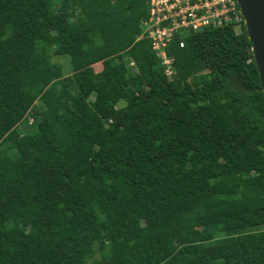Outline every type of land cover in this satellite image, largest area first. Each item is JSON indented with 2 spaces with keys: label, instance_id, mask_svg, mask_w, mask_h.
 <instances>
[{
  "label": "trees",
  "instance_id": "trees-1",
  "mask_svg": "<svg viewBox=\"0 0 264 264\" xmlns=\"http://www.w3.org/2000/svg\"><path fill=\"white\" fill-rule=\"evenodd\" d=\"M150 16V0H0V264H264L245 22L177 33L170 79Z\"/></svg>",
  "mask_w": 264,
  "mask_h": 264
},
{
  "label": "built area",
  "instance_id": "built-area-1",
  "mask_svg": "<svg viewBox=\"0 0 264 264\" xmlns=\"http://www.w3.org/2000/svg\"><path fill=\"white\" fill-rule=\"evenodd\" d=\"M150 3L151 16L144 21V35L151 39L157 56L163 59L165 73L170 79L174 68L167 47L177 33L186 36L188 30L223 26L231 22L239 24L243 20L237 0H150ZM184 43L182 39L180 45ZM130 63L135 66L134 61Z\"/></svg>",
  "mask_w": 264,
  "mask_h": 264
},
{
  "label": "water",
  "instance_id": "water-1",
  "mask_svg": "<svg viewBox=\"0 0 264 264\" xmlns=\"http://www.w3.org/2000/svg\"><path fill=\"white\" fill-rule=\"evenodd\" d=\"M259 69L264 92V0H237Z\"/></svg>",
  "mask_w": 264,
  "mask_h": 264
},
{
  "label": "rangeland",
  "instance_id": "rangeland-1",
  "mask_svg": "<svg viewBox=\"0 0 264 264\" xmlns=\"http://www.w3.org/2000/svg\"><path fill=\"white\" fill-rule=\"evenodd\" d=\"M144 25H145V24H144ZM240 28H241V27L238 26V27H237V30L240 31ZM52 60H53L54 62L62 63V64L64 65V70H65V71H66L67 69L70 68V62H71V59H70V56H69V55H61V56H56V55H54V56L52 57ZM129 66L132 67L130 62H129ZM94 67H95L96 70H100V69L102 68V64H98V63H97V64L94 65ZM120 104H121V105H124V104H126V101H125V100H122V101L120 102ZM29 116H30V115H29ZM32 121H33V117L30 116V117H29V121L24 120V121L19 125V129H21V131H22L23 133L30 132V131L33 130V128H34V126H33L32 124H30V122H32ZM97 256H98V254H97Z\"/></svg>",
  "mask_w": 264,
  "mask_h": 264
},
{
  "label": "clouds",
  "instance_id": "clouds-1",
  "mask_svg": "<svg viewBox=\"0 0 264 264\" xmlns=\"http://www.w3.org/2000/svg\"><path fill=\"white\" fill-rule=\"evenodd\" d=\"M242 14V13H241ZM243 17V16H242ZM243 20H244V18H243Z\"/></svg>",
  "mask_w": 264,
  "mask_h": 264
}]
</instances>
